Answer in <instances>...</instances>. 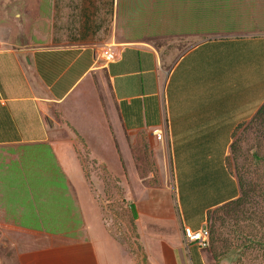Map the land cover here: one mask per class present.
Here are the masks:
<instances>
[{"label":"crops","instance_id":"1","mask_svg":"<svg viewBox=\"0 0 264 264\" xmlns=\"http://www.w3.org/2000/svg\"><path fill=\"white\" fill-rule=\"evenodd\" d=\"M21 2L10 8L0 2V147H47L59 171L71 181L73 197L49 205L32 195L22 208L24 213L32 211L34 226L26 218L19 222L15 214L18 220H11L6 213L16 223L9 222L10 229L1 235L6 239L4 264H137L104 224L75 150L51 141L46 117L52 110L75 126L100 127L102 135L92 134L95 142L109 140L111 127L121 140L145 133L152 146L166 144L180 229H200L209 210L239 196L225 159L234 129L264 103V33L201 41L164 74L159 51L146 42L111 44L116 58L109 63L99 55L100 44L54 43L49 31L59 7L66 6L63 1L36 0L33 31L26 40L20 39ZM83 100L93 103L96 117L88 105L81 112L78 102ZM110 149H97L98 154L91 156L107 165L115 163ZM22 159L23 165L27 155ZM24 187L31 196L34 185ZM118 188L135 207L147 264H207L205 249L187 244L182 230L170 237L153 230L164 226L167 217L158 211V198L149 197L148 212H140L139 192L128 195L127 185Z\"/></svg>","mask_w":264,"mask_h":264},{"label":"rangeland","instance_id":"2","mask_svg":"<svg viewBox=\"0 0 264 264\" xmlns=\"http://www.w3.org/2000/svg\"><path fill=\"white\" fill-rule=\"evenodd\" d=\"M21 1L20 15L18 13L17 17L21 19L20 25L24 26V31L19 29L18 37L26 40L34 28L36 0ZM60 1L65 2L66 6L59 7L61 11L54 15L53 29L49 31L54 43L93 42L111 49L110 45L115 42H146L159 51L164 74L181 55L201 41L264 33V0ZM3 2L10 8L16 5L17 0ZM40 26L43 27L44 22ZM78 105L82 107V113L84 106L88 105L96 117L95 108L85 100L78 102ZM107 106L112 109V102ZM73 122L57 110L50 111L46 125L51 141L58 140L68 151L75 150L83 175L93 189L104 224L136 263H142L144 240H140L135 226L137 219L132 220L130 205L123 198L118 185H127L126 194L139 192L142 199V205H138L140 212H148L149 205L146 204L149 197L158 198V211L167 217L164 226L154 227L156 233L170 237L183 230L179 224L169 148L166 144L163 148L152 146L145 133L124 135L121 140L111 127L109 140L95 142L91 140L92 134L102 135L100 127L88 125L81 128ZM232 142L236 144V153L232 154L229 149L225 164L237 181L238 197L243 196L244 200L238 208L228 204L213 216L216 239L213 243L210 238L209 246L205 249L207 264H264V127L259 128L250 120L246 121L236 130ZM106 146H110V151L114 153L115 163L111 160L107 165L91 156V153L96 155L97 149L102 150ZM46 150L47 147H0V210H4L8 223L16 222L9 221L6 213L11 214V220H18L16 216L19 222L26 218L34 226L32 211L28 208L24 213L25 208H22L32 195L36 201L49 205L73 197L71 181L59 171L55 158ZM22 155H27L23 165L19 164L23 161ZM8 183L11 185H3ZM24 185H34L31 196V191ZM2 221L0 264H4L6 254V239L1 235L10 229L9 224ZM211 224L210 221L209 224L205 222L210 236ZM148 245L149 248L153 245L150 239Z\"/></svg>","mask_w":264,"mask_h":264},{"label":"trees","instance_id":"3","mask_svg":"<svg viewBox=\"0 0 264 264\" xmlns=\"http://www.w3.org/2000/svg\"><path fill=\"white\" fill-rule=\"evenodd\" d=\"M41 3H44L46 0H40ZM43 12H45V9L42 7L41 8V14H44ZM250 122L257 125L259 128H263L264 127V103L260 106V108L256 111V113L253 115V117L250 119ZM244 123L238 125L233 133H232V136H231V144L229 146V149H230V152L232 154H235L236 153V144L232 142V139H233V136H234V133L236 132V130L238 128H240ZM227 158V157H226ZM226 161V159H225ZM226 166V164H225ZM227 168V166H226ZM243 196L241 197H237L236 199L232 200V201H229L223 205H220L216 208H213L211 210H209L206 214V223L209 224V221L213 224H211V233L212 235L210 236L211 238V242L214 243L215 239H216V228L214 226V215L217 214L218 212H220L224 206L230 204L232 207H239L242 203H243ZM130 209H131V212H132V220H135L137 218V214H136V211H135V207L133 205H130ZM236 209V208H234ZM0 220H3L2 222L4 223H8L6 218H5V212L4 210H0ZM9 224V223H8ZM122 244V243H121ZM123 245V244H122Z\"/></svg>","mask_w":264,"mask_h":264},{"label":"built area","instance_id":"4","mask_svg":"<svg viewBox=\"0 0 264 264\" xmlns=\"http://www.w3.org/2000/svg\"><path fill=\"white\" fill-rule=\"evenodd\" d=\"M99 55L101 59H103V61L106 63L113 62L116 58L109 46L102 48ZM155 135L158 140H161L162 135L159 131H156ZM182 232L187 244L196 245L201 249H206L209 246L210 233L205 226V223L203 227L197 230H193L189 227H183Z\"/></svg>","mask_w":264,"mask_h":264},{"label":"water","instance_id":"5","mask_svg":"<svg viewBox=\"0 0 264 264\" xmlns=\"http://www.w3.org/2000/svg\"><path fill=\"white\" fill-rule=\"evenodd\" d=\"M143 264H147V263L145 262V260H144Z\"/></svg>","mask_w":264,"mask_h":264}]
</instances>
